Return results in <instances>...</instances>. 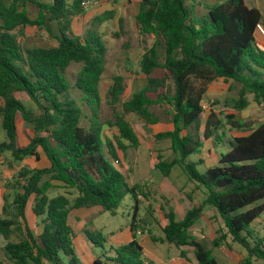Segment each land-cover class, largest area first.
I'll use <instances>...</instances> for the list:
<instances>
[{"label": "trees", "instance_id": "obj_1", "mask_svg": "<svg viewBox=\"0 0 264 264\" xmlns=\"http://www.w3.org/2000/svg\"><path fill=\"white\" fill-rule=\"evenodd\" d=\"M186 1L192 0H139L135 26L141 35H152L154 41L139 61L145 85L121 105L125 113L135 114L153 130L160 118L150 108L169 107V127L154 130L153 138L156 142L167 140L174 158L167 162L159 157L155 168L168 177L173 167H179L190 182L206 191V196L181 220L164 200V206H160L164 225L157 222L148 207L151 221L141 224L143 233L153 243L179 251L182 259L188 260L190 250L196 264H219L212 250L190 233L209 208L223 223L214 231L212 247L228 246L229 238L245 253L236 264H264V219L254 224L264 214V121L249 129L233 121V115L225 116L224 122L220 114L205 111L202 105L209 85L218 80L239 85L237 98L232 100L235 112L245 110L250 103H264V51L254 44L262 15L244 0H215L202 22L205 15L192 17ZM27 2L37 5L36 18L27 12ZM81 3L73 0L69 6L66 0H50L49 4L11 0L4 5L0 0V128L6 136V141L0 143V158L8 154L9 165L10 161L19 165L28 157L40 160V149L48 162V167L42 169L20 167L12 182L2 187L1 250L10 264H64L63 257L68 264H83L74 248L70 213L98 207L114 215L127 194L134 199L129 227L132 239L127 244L108 246L111 256L102 255L101 261L147 264L135 236L140 232L138 195L143 191L139 185L130 186L117 168L125 162L126 151L139 146L135 130L122 114L114 113L108 125L116 128L118 136L114 142L103 141L95 117L89 128L82 127L81 109L58 97L69 87L64 77L67 67L76 63L80 69L74 88L91 109L97 110L100 105L99 83L106 47L94 31L81 38L65 33H72L70 18L82 15ZM113 16L111 10L94 19L102 22ZM53 23L58 26L56 35L50 26ZM27 26L45 30L57 45L23 49L18 36L24 35ZM123 81L120 75L112 78L107 91L111 106L120 102ZM21 93L39 114L25 108L17 97ZM17 118L31 126L32 136L24 147L18 142ZM226 125L236 130L246 128L249 133L224 140L220 132ZM212 139L229 149L219 156L217 165L200 173L197 166L204 163L203 159L189 163L187 158ZM7 190L12 191L11 196ZM55 190L65 193L51 195ZM32 218L38 233L29 225ZM154 223L160 228V236L150 230ZM88 239L104 249L106 240L101 234L88 235ZM4 260L0 264H5ZM93 264L102 262L95 259Z\"/></svg>", "mask_w": 264, "mask_h": 264}, {"label": "rangeland", "instance_id": "obj_2", "mask_svg": "<svg viewBox=\"0 0 264 264\" xmlns=\"http://www.w3.org/2000/svg\"><path fill=\"white\" fill-rule=\"evenodd\" d=\"M1 1L4 5H9L11 3V0ZM66 1L69 6L73 3V0ZM35 2L49 4L50 0H35ZM215 2V0H192L186 1L185 5L192 14V17L197 18L204 16L207 13L209 6ZM138 3L139 0H82V15L70 18V30L72 33H65L70 37L81 38L86 35L87 32L94 31L106 47V54L103 58L104 71L99 83L100 105L97 110L91 109L83 100V94L74 88L73 84L80 69V64L76 63H71L67 67L64 77L69 87L58 97L60 101L70 103L72 107L81 109L82 118L80 125L82 127L86 129L89 128L91 121L94 120L95 117L101 125V137L103 141L109 140L114 142V138L118 136L116 128L108 125V123L113 121L114 113L122 114L135 130L139 138V146L135 149L129 148L126 151L125 162L122 167L117 168L124 174L130 186L139 185L143 191V193L141 192L138 195V199L141 202L139 204L138 212V216L141 218V223L138 226H140V230L144 231L145 229L141 224L145 221H151V218L148 215V207L151 208L157 222H159L160 225H164L166 224V221L160 210V206H164V200H168L169 206L175 210L178 219H181L184 210L181 211L179 205L182 204L184 207L183 209H186V211L198 206L205 198L206 191L203 188L197 187L194 182H190L184 175L183 171L177 166L172 168L168 177H164L161 172L155 168L159 157H162V159L167 162L174 158L167 140L156 142L153 138L154 130L162 131L169 127V115L166 113V111L169 110L168 106L150 108V110L160 118V123L154 130L150 129L135 114L125 113L123 111L121 103L130 99L132 94L139 91L145 85L144 76L139 74V61L144 51L150 47L154 41L152 35H141L135 26V15L138 12ZM104 4H107V7H115L114 16L111 19H104L102 22H96L94 18L105 12L101 8ZM25 7L31 18L37 17V5L32 2H27ZM206 19L207 17L205 15L204 18L202 17V22ZM119 20H121V23ZM50 26L53 33L56 35L58 33V26L55 23ZM62 31H65L63 26ZM23 33V36H18L23 49L37 46L48 47L56 43V40L48 35L45 30H38L36 27L27 26L23 30ZM117 75L124 78V92L120 96V102L115 106H111L108 103L107 91L112 85L113 76ZM232 84L233 83L231 82H225L223 80H218L210 84L205 99L202 102L204 110H213L215 113L220 114L224 122L226 121L225 116L233 115L235 117L232 119L233 121L243 124L246 127L249 126V129H253L264 121V103H262V105L251 103V105L245 110L239 113L235 112L232 108V100L237 98L239 85ZM17 97L27 110L34 115L39 114L35 105L25 94H17ZM16 128L19 145L24 147L29 143L32 136L31 126L20 118H17ZM237 130L230 125H226L220 134L223 133L224 140H226L232 138L236 134L243 133L239 131L248 129ZM5 141V132L0 128V143ZM124 144H128V142L124 141ZM228 149L227 145L222 143L219 144V142L216 143L214 139H212V141L208 140L202 144L195 153L187 158V162L194 163L202 158L204 163L199 164L197 170L200 173H204L207 168L217 165L219 156L226 153ZM37 151L39 152L40 157L42 156L41 158L45 159L40 149ZM10 158L11 157L8 154H5L0 158V189L2 187L1 181H3L4 184L9 181L12 182L20 167L29 170L46 168L41 164V160H36L34 157L25 158L19 163V165H16L14 161H10L11 165H9L8 161ZM57 192L59 194L65 193L64 190H55L51 195H55ZM6 193L9 194V196L12 195V191L10 190H7ZM133 206L134 199L130 194H127L124 196L114 215L107 212H101L98 208H93V210L90 211H72L69 223L75 233L81 234V232L86 229L90 234L99 233L102 235L106 240L104 249L92 246V250L95 254L103 258L102 255H110L108 246H116L115 241L119 239L121 233L125 232L126 229L130 227ZM28 208L29 205L27 211ZM204 214L205 220L209 221L211 230H215L223 224L222 221L215 216L213 210L206 208ZM263 219L264 214L254 224L257 225L259 221ZM205 220L200 218L197 221L196 227H194L193 231L191 230V235L196 237L206 248L213 250V253H216L221 261L226 259L227 264H229L234 255L224 246L212 247L211 230L209 231L208 229V231H206L207 226ZM29 222V225L31 224L34 231L38 233L39 229L36 227V223L33 225L32 220H29ZM259 228H262V226ZM150 230L155 236L161 235L160 228L155 223L151 226ZM261 231L264 232V228H262ZM112 234L113 236L118 235L117 239L116 237L112 238ZM136 240L145 251L151 249L153 246H160L159 244H152V241L151 243L149 240L144 239V237H140L139 235H136ZM12 241H16V239L13 238ZM122 244L124 243H118L117 246ZM3 245L4 240L0 236V260H4L1 250ZM230 248L237 252L241 250V248L235 244H230ZM165 250L164 251L169 255L174 254V249L172 247ZM77 255L81 262H83L82 259H84V257L79 253ZM4 261L5 264H10L6 260ZM62 261L64 264H68L67 258L63 257Z\"/></svg>", "mask_w": 264, "mask_h": 264}, {"label": "crops", "instance_id": "obj_3", "mask_svg": "<svg viewBox=\"0 0 264 264\" xmlns=\"http://www.w3.org/2000/svg\"><path fill=\"white\" fill-rule=\"evenodd\" d=\"M244 1H245L246 5L248 7L256 8V9L259 10V12L262 15L261 25L264 27V0H248V2H247V0H244ZM106 5L107 4H104L101 7L105 12L111 11V10L112 11L115 10V7H112V6L111 7L110 6L107 7ZM138 9H139V3H138ZM254 39H255V41H254L255 46H257L259 49L264 51V39H263V37L259 33H256ZM56 45H57V43L52 44L51 46H56ZM250 105H251V103H250ZM239 132H243V133L236 134L233 137L246 136L249 133L246 130L245 131H239ZM239 132H236V133H239ZM41 157H40L41 164L44 167H48V162L46 161V159H43ZM1 182H2L1 184H2V187H3L4 186V182L3 181H1ZM2 187L0 189V194H1V191H2ZM179 207H180L181 211L184 210L183 213L185 214L186 213V209H183L184 208L183 205L181 204V205H179ZM96 208H98V207H96ZM79 210L90 211V210H93V208H91V209H79ZM98 210H99V208H98ZM74 211H78V210H74ZM184 214H183V216H184ZM183 216H182V218H183ZM176 218H177V220H181L182 219V218L178 219L177 213H176ZM201 218L205 220V214H203V216ZM70 220H71V213L69 215V222H70ZM32 222H33V225H34L35 224L34 218H32ZM205 222H206V226H207L206 231H208V229L210 231L211 228H210L209 221L205 220ZM30 226H31V224H30ZM31 227H33V226H31ZM194 227H196V224L194 225ZM194 227L190 229V233H191V230L193 231ZM222 227H223V224L220 227L216 228L215 230H217L219 228H222ZM215 230H211V232H210L212 239L214 237V231ZM143 232H145V230L144 231L140 230V232H137L136 235H139L140 237H144V239H147V240H149L151 242V239L149 238V236L147 234L143 233ZM210 233H209V236H210ZM88 235H92V234H90L86 229L83 230L81 232V234H78V233L74 232V238H73L74 248L76 249V254L79 253V254H81V256L84 257V259H82L83 260L82 263L83 264H93L94 260L98 259L99 262H102V264H111V263H106V262L103 263L104 261H101L102 260L101 257L93 252L92 246H94V245L88 239ZM111 237L112 238L116 237V239H117L118 235H114L113 236V234H112ZM131 239H132V233H131L130 229L128 228V229H126L125 232L121 233V236L119 237V239L117 241H115L116 242V246H117L118 243L127 244ZM75 242H76V244H75ZM227 242H228V246H226L225 244H222L219 247H223L224 246L230 252H232L234 257L231 258V262L229 264H236L240 258L245 256V253H244V251L242 249L240 250L241 252L240 251L237 252V251L233 250L232 248H230V244H232V243H230V239L229 238H228ZM152 244H154V243H152ZM164 247L165 246H159V247L153 246L151 249H147L146 251L143 249L144 260L147 262V264H196V261H195V258L193 256V253L190 250L187 251L188 260H185V259H182V258L179 257V253H180L179 251L174 250V254L169 255L168 253L165 252L166 251L165 249L168 250L169 247H166V248H164ZM212 253H213V250H212ZM213 255H214V257L216 258V260L218 261L219 264H223V263L227 264L226 259L224 261H221L218 258V256L216 255V253H213ZM110 256L111 255H109V256L105 255V257H110Z\"/></svg>", "mask_w": 264, "mask_h": 264}, {"label": "built area", "instance_id": "obj_4", "mask_svg": "<svg viewBox=\"0 0 264 264\" xmlns=\"http://www.w3.org/2000/svg\"><path fill=\"white\" fill-rule=\"evenodd\" d=\"M257 33H259L264 39V27L261 24L256 26Z\"/></svg>", "mask_w": 264, "mask_h": 264}, {"label": "water", "instance_id": "obj_5", "mask_svg": "<svg viewBox=\"0 0 264 264\" xmlns=\"http://www.w3.org/2000/svg\"><path fill=\"white\" fill-rule=\"evenodd\" d=\"M138 228H140V226H138Z\"/></svg>", "mask_w": 264, "mask_h": 264}]
</instances>
